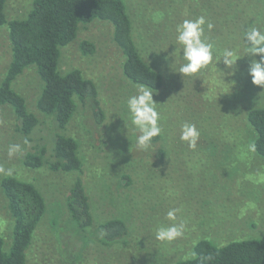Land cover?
Instances as JSON below:
<instances>
[{
	"label": "rangeland",
	"instance_id": "1",
	"mask_svg": "<svg viewBox=\"0 0 264 264\" xmlns=\"http://www.w3.org/2000/svg\"><path fill=\"white\" fill-rule=\"evenodd\" d=\"M121 1L140 56L163 78L162 89L153 96L163 132L147 151L136 147L130 130L126 135L125 102L136 90L122 73L123 57L112 40V27L99 20L80 23L76 39L60 48L57 70L60 75L79 70L93 81L98 95L77 104L62 132L78 144L81 171L52 172L48 162L58 131L53 119L36 109L43 83L35 65L28 66L11 88L39 120L32 142L18 131L13 110L0 106V167L13 170L11 175L0 173V180L14 177L33 184L46 204L26 251V264H176L193 257V247L202 240L218 247L264 240V157L248 150L254 134L246 120L248 110L264 108V88L253 85L247 73L252 58L237 60L235 75L226 77L224 85L213 82L214 67L198 78H187L170 66L177 24L203 15L214 25L211 31L205 26V35L216 44L217 55L225 48L242 52L243 30L253 25L264 30V0H220L218 6L204 5V0ZM32 3L6 0V19L26 18ZM82 42L93 45L94 52L83 55ZM10 60L7 29L0 27V82ZM98 107L104 112L100 124L94 117ZM185 122L200 131L194 150L180 140ZM12 144H20L23 152L9 158ZM42 147L47 149L44 164L24 166L25 156ZM77 179L84 186L93 221L84 232L78 231L66 207ZM172 208L180 209L177 216L186 223L184 235L159 242L155 227L168 223L166 213ZM113 220L123 222L127 234L107 244L96 227ZM12 226L0 189V238L6 252Z\"/></svg>",
	"mask_w": 264,
	"mask_h": 264
},
{
	"label": "trees",
	"instance_id": "2",
	"mask_svg": "<svg viewBox=\"0 0 264 264\" xmlns=\"http://www.w3.org/2000/svg\"><path fill=\"white\" fill-rule=\"evenodd\" d=\"M210 6H218L220 0H204ZM6 0H0V27H6L11 51V60L0 82V106L13 110L18 121V131L27 142L39 120L27 107L25 99L11 88L13 81L31 65L43 83L35 102L36 109L53 119L55 129L51 160L52 172H80L82 162L78 156L75 139L63 134L77 108L96 99L95 84L79 70L60 75L58 59L60 48L76 39L80 23L93 20L107 22L112 27V40L120 50L123 62L122 73L133 84H145L154 91L163 87L161 74L154 71L140 56L133 37V25L121 0H33L26 18L8 21L4 13ZM83 55L92 54L94 47L81 43ZM98 124L104 120L101 108L94 110ZM247 123L253 128L255 153L264 157V108H255L246 113ZM154 142L159 139L154 138ZM32 142V141H31ZM47 149L39 148L25 156L24 166L40 168L44 164ZM0 189L7 200L13 220L9 250H3L0 238V264H26V251L42 220L46 204L38 189L31 183L5 177L0 180ZM66 207L78 231L93 227L90 206L81 179H77L66 198ZM95 229V227H94ZM104 243L118 242L127 234L119 220L108 221L96 227ZM176 264H264V240L249 239L227 242L215 246L207 240L193 247V257Z\"/></svg>",
	"mask_w": 264,
	"mask_h": 264
},
{
	"label": "clouds",
	"instance_id": "3",
	"mask_svg": "<svg viewBox=\"0 0 264 264\" xmlns=\"http://www.w3.org/2000/svg\"><path fill=\"white\" fill-rule=\"evenodd\" d=\"M205 26L211 31L214 25L206 21L203 15L195 19H185L175 28L174 51L170 53L172 64L175 65L174 73L181 77L198 78L205 70L214 67L213 82L217 85L226 84L225 78L232 77L236 73L237 60L247 56L249 60L247 73L251 77V83L264 88V30L258 26H249L243 30V51L238 48H225L217 55L216 44L205 35ZM259 57V59H254ZM169 57H166L167 60ZM222 63L223 69L217 65ZM234 83V82H233ZM135 94L126 100V119L124 124L126 135L130 130L135 136V144L141 151H147L154 138L159 137L163 129L161 127V115L158 104L153 96L156 94L153 88L145 84H134ZM180 140L186 142L189 149L194 150L200 138V131L193 123L185 122L181 125ZM26 143V142H25ZM249 151H255V145H248ZM20 144H12L8 148V156L22 154ZM12 169L0 167V173L11 175ZM180 209L172 208L166 213L168 223H160L155 227L154 236L159 242L169 243L184 235L186 223L178 220Z\"/></svg>",
	"mask_w": 264,
	"mask_h": 264
}]
</instances>
